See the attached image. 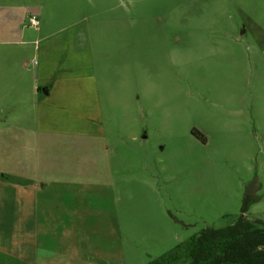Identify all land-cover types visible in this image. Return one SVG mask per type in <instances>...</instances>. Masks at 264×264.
Segmentation results:
<instances>
[{
	"label": "rangeland",
	"instance_id": "1",
	"mask_svg": "<svg viewBox=\"0 0 264 264\" xmlns=\"http://www.w3.org/2000/svg\"><path fill=\"white\" fill-rule=\"evenodd\" d=\"M111 1L136 31L100 74L106 135L72 262L186 264L190 241L236 222L246 195L245 217L264 221V0Z\"/></svg>",
	"mask_w": 264,
	"mask_h": 264
},
{
	"label": "crops",
	"instance_id": "2",
	"mask_svg": "<svg viewBox=\"0 0 264 264\" xmlns=\"http://www.w3.org/2000/svg\"><path fill=\"white\" fill-rule=\"evenodd\" d=\"M120 8L111 0H0V254L18 264H74L73 234L81 243L88 220V157L106 135L96 123L100 74L116 63L120 36L136 31L131 8ZM32 16L37 28L28 26ZM8 225L13 250L3 244Z\"/></svg>",
	"mask_w": 264,
	"mask_h": 264
},
{
	"label": "trees",
	"instance_id": "3",
	"mask_svg": "<svg viewBox=\"0 0 264 264\" xmlns=\"http://www.w3.org/2000/svg\"><path fill=\"white\" fill-rule=\"evenodd\" d=\"M253 202L246 195L236 222L221 229L205 228L194 237L187 246L186 264H264V221L245 217ZM172 258L169 255L154 264H168Z\"/></svg>",
	"mask_w": 264,
	"mask_h": 264
},
{
	"label": "built area",
	"instance_id": "4",
	"mask_svg": "<svg viewBox=\"0 0 264 264\" xmlns=\"http://www.w3.org/2000/svg\"><path fill=\"white\" fill-rule=\"evenodd\" d=\"M39 21L34 16L28 18V26L32 28H37Z\"/></svg>",
	"mask_w": 264,
	"mask_h": 264
}]
</instances>
